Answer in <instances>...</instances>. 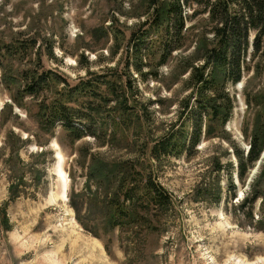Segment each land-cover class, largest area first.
<instances>
[{"label": "rangeland", "instance_id": "374dc122", "mask_svg": "<svg viewBox=\"0 0 264 264\" xmlns=\"http://www.w3.org/2000/svg\"><path fill=\"white\" fill-rule=\"evenodd\" d=\"M144 3L0 1V264H264V146L242 178L234 155L246 153L253 135L264 139V102L254 97L264 92V63L225 83L233 100L228 121L211 122L207 136L209 122L198 120L200 137L190 146L200 106L188 83L210 44L205 15L189 18L184 6V44L166 62L144 66L143 73H157L150 78L128 57L149 29L128 43ZM149 35L147 42L155 39ZM100 73L124 84L123 102L90 98L98 112L78 139L59 125L41 126L39 103ZM32 74L48 80L28 96ZM172 136L176 155H150ZM148 177L168 195L166 208L121 203L137 185L147 195ZM117 201L131 217L122 226L111 224Z\"/></svg>", "mask_w": 264, "mask_h": 264}, {"label": "trees", "instance_id": "16d2710c", "mask_svg": "<svg viewBox=\"0 0 264 264\" xmlns=\"http://www.w3.org/2000/svg\"><path fill=\"white\" fill-rule=\"evenodd\" d=\"M144 2L147 6V10L144 11L145 16L137 29L133 28L130 32L128 43H131L138 29L146 25H149V29L141 32L134 51L128 57L135 59L136 72L141 76L148 75L150 78H156L157 73L152 71L143 73L144 66L153 64L158 66L166 62L172 53L184 44V21L188 15L185 7L191 10L189 18L205 15L202 33L211 35L210 44L198 55L201 64L192 67L188 83V85L192 84L194 92L198 95L197 104L200 106L194 119L193 130L197 136H193L190 145L193 146L201 133V124L198 120L204 117L205 121L209 122L205 129L207 136H210L211 122L224 125L228 121L233 100L225 91V83L236 84L243 70L253 67V64L259 67L264 63V0H144ZM151 33L155 39L147 42L145 39L151 38L149 35ZM132 47L131 44L127 46L126 52ZM125 67L128 69V61ZM22 75L28 79L26 71H23ZM96 76L98 79L80 78L76 84L68 85L61 95L56 92V96L48 102L44 100L39 103L36 117L41 126L47 130L59 125L73 139H78L88 133V126L85 125L88 123L85 121L90 122L93 114L98 112L90 98H98L104 105L108 102L120 103L125 100L126 87L118 83L119 79L108 80L106 73ZM32 78L33 82L27 83L24 87V92L28 96L37 95L48 80V77L42 74L37 76L32 74ZM92 80H98L101 87ZM7 82L14 83V76L9 75ZM254 97L258 98L260 103L264 102V92L255 94ZM178 144V137H166L152 146L150 155L152 157L176 155L174 149ZM263 146L264 139L260 140L256 134L249 140L246 153L242 149L234 150V155L238 158L240 178L244 177L247 169L258 160ZM144 180H146L144 185L147 195L140 194L137 185V193L135 187L129 188L125 191L121 203L131 202L135 210L138 209L136 206H142V210H145L149 205L166 208L170 202L165 190L151 177ZM246 201L247 198L243 199L241 205L244 206ZM113 205L112 226H122L129 222L131 217L121 207L119 201L114 202Z\"/></svg>", "mask_w": 264, "mask_h": 264}, {"label": "bare ground", "instance_id": "6f19581e", "mask_svg": "<svg viewBox=\"0 0 264 264\" xmlns=\"http://www.w3.org/2000/svg\"><path fill=\"white\" fill-rule=\"evenodd\" d=\"M60 159H61V157H60ZM60 174H62V170L60 169Z\"/></svg>", "mask_w": 264, "mask_h": 264}]
</instances>
